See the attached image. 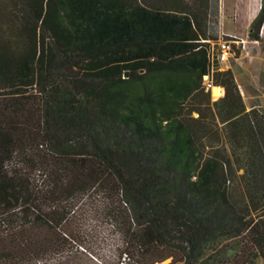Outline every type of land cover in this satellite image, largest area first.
I'll use <instances>...</instances> for the list:
<instances>
[{"label":"trees","instance_id":"obj_1","mask_svg":"<svg viewBox=\"0 0 264 264\" xmlns=\"http://www.w3.org/2000/svg\"><path fill=\"white\" fill-rule=\"evenodd\" d=\"M209 18L210 0H0V264H50L91 194L131 264L264 263V108ZM263 22L261 0L254 39Z\"/></svg>","mask_w":264,"mask_h":264},{"label":"rangeland","instance_id":"obj_2","mask_svg":"<svg viewBox=\"0 0 264 264\" xmlns=\"http://www.w3.org/2000/svg\"><path fill=\"white\" fill-rule=\"evenodd\" d=\"M218 25V18L214 14L210 15L209 18V30L212 35L216 33ZM218 44L226 40L228 37L229 47L227 48V54L224 57H220V62L223 64L230 60V56L233 50L232 46L235 39L234 37L227 35L218 36ZM241 44V43H240ZM239 48L245 50L246 46H241ZM248 45V44H247ZM219 51L221 46L219 44ZM217 50V49H216ZM220 53V52H219ZM232 53V54H231ZM223 64H220V69H223ZM206 78V77H205ZM219 86L212 85L210 87V97L215 99L224 93V89L220 94L214 92V88ZM262 90V91H261ZM243 99L246 105H250L251 100L247 97L245 90L241 91ZM254 94L259 95L258 98L262 100L259 101V106L264 108V88L252 90ZM263 93V95H262ZM196 115V113H192ZM241 170L238 171L240 173ZM108 198L102 194H91L84 203L78 208L76 214L73 218L72 228L75 239H69L68 243L65 245L63 251L60 254H55L49 260L50 264H131V260L124 258V255H120L123 250V239L120 236L118 226L115 221L108 216L106 205H108ZM240 241L234 240L228 242V249L224 253L226 258L231 259L235 254L238 255ZM215 249H213L214 251ZM212 251V252H213ZM223 256V255H222ZM46 259V258H44ZM44 262L46 260H43ZM218 263V262H217ZM153 264H183V262H173L171 257L165 258L160 262H154ZM215 264V262L211 263ZM245 264H264L260 258L250 260Z\"/></svg>","mask_w":264,"mask_h":264},{"label":"crops","instance_id":"obj_3","mask_svg":"<svg viewBox=\"0 0 264 264\" xmlns=\"http://www.w3.org/2000/svg\"><path fill=\"white\" fill-rule=\"evenodd\" d=\"M260 6L261 0H210V15L214 14L218 18L214 35L235 38L231 39L234 41L232 46L238 50H233L230 60L220 64H223V69L230 68L233 71L240 90H245L251 100L247 108L254 104L259 105L262 100L257 94L253 96L252 90L264 88V22L259 39L250 36V25ZM239 44L246 46V49H240Z\"/></svg>","mask_w":264,"mask_h":264},{"label":"built area","instance_id":"obj_4","mask_svg":"<svg viewBox=\"0 0 264 264\" xmlns=\"http://www.w3.org/2000/svg\"><path fill=\"white\" fill-rule=\"evenodd\" d=\"M221 49L220 53L218 54V58L224 57L227 54V48L229 47V42L227 40H223L220 43ZM205 84L207 85V88H210L212 86L211 82L208 80V78H205Z\"/></svg>","mask_w":264,"mask_h":264},{"label":"bare ground","instance_id":"obj_5","mask_svg":"<svg viewBox=\"0 0 264 264\" xmlns=\"http://www.w3.org/2000/svg\"><path fill=\"white\" fill-rule=\"evenodd\" d=\"M220 88H221V87H220ZM220 88H218V87H215V88H214V92H215V93H217V94H219V93H220V91H221V89H222V88H221V89H220ZM222 90H223V89H222Z\"/></svg>","mask_w":264,"mask_h":264},{"label":"water","instance_id":"obj_6","mask_svg":"<svg viewBox=\"0 0 264 264\" xmlns=\"http://www.w3.org/2000/svg\"><path fill=\"white\" fill-rule=\"evenodd\" d=\"M127 74H128V72L125 73V75H127ZM219 87H220V86H219Z\"/></svg>","mask_w":264,"mask_h":264}]
</instances>
